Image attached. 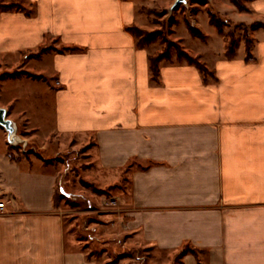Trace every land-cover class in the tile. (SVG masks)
<instances>
[{
    "label": "crops",
    "instance_id": "1",
    "mask_svg": "<svg viewBox=\"0 0 264 264\" xmlns=\"http://www.w3.org/2000/svg\"><path fill=\"white\" fill-rule=\"evenodd\" d=\"M2 1L25 10L0 12V74L40 79L0 78V108L36 144L11 150L0 124V264H264V32L251 62L242 41L235 57L224 45L205 61L216 82L166 60L157 82L151 48L127 31L141 21L137 1ZM85 147L87 182L118 202L87 225L99 233L90 241L67 224L62 171L43 158ZM187 246L198 259L181 255ZM111 250L123 258L107 261Z\"/></svg>",
    "mask_w": 264,
    "mask_h": 264
},
{
    "label": "rangeland",
    "instance_id": "2",
    "mask_svg": "<svg viewBox=\"0 0 264 264\" xmlns=\"http://www.w3.org/2000/svg\"><path fill=\"white\" fill-rule=\"evenodd\" d=\"M135 1L138 3V13L141 21L134 27L149 35H154L152 37L153 41L148 42L145 48H151L152 57L164 55L166 61L174 63L188 64L181 57V53H184L206 66L205 61L213 62L214 57L218 55L217 51L220 52L224 45L226 46V52L223 56L227 57L229 44L235 46V57L241 41L245 43L246 50L247 40H251L252 53L253 35L255 36L256 32H264V17L259 20V15H257V11H260L264 6L251 5L255 0H184L180 3H177L178 0ZM12 2L0 0V5H8ZM231 5H234L238 12L244 15L245 19L242 20L247 21V19H250L248 22L251 23L244 24L236 21L237 17L228 12ZM250 7L252 8L250 9ZM254 24L257 26H254ZM140 39L142 41L144 38L137 39L138 42ZM219 55L221 54L219 53ZM16 76L28 77V74L17 69H14L13 72L0 74L1 79L15 78ZM11 127L13 128L12 133L6 130L12 136L11 150H15L20 155H27L29 152L36 153V144L24 142L22 139L26 136L29 137L30 133L28 134L21 128H17L13 123H11ZM87 150V147L75 150L70 148L61 153L58 159H55L52 154H47L43 158L49 160V162L58 163L57 165L62 171L55 200L57 206L63 212L67 224L80 238L90 241L99 233L97 235V232L91 231L87 225L90 222L104 223L103 216L110 213L109 206L105 203L110 198L107 196L109 190H101L94 184L87 182L85 174L88 173L87 170L90 167L84 165V161L88 159L86 156ZM76 188L78 190L86 189L88 193L95 194V196L106 195L105 203L103 202L102 206L97 202L90 203L86 197L76 193ZM61 189L64 192H61ZM72 191L75 193H71ZM102 247L101 243H95L92 249L100 250ZM113 251L109 252V257L107 256L109 260L107 261L117 262L120 258H123V255L118 256ZM97 254L99 255L100 252H97ZM100 256L102 257V254ZM132 256H139L142 259L147 257L143 251L134 252ZM102 259L106 261L105 256ZM142 262L138 263L145 264V261Z\"/></svg>",
    "mask_w": 264,
    "mask_h": 264
},
{
    "label": "trees",
    "instance_id": "3",
    "mask_svg": "<svg viewBox=\"0 0 264 264\" xmlns=\"http://www.w3.org/2000/svg\"><path fill=\"white\" fill-rule=\"evenodd\" d=\"M14 9L21 10V11L25 10V9H23V6L21 4H18L16 2H12L8 5H0L1 11H10V10H14ZM254 26H257V25L254 24ZM218 28H220V27H218ZM127 31H129L136 39L144 38V39H142V41H141V39L139 40V43H138L139 48H145V45H147L148 42L153 41V38H152L154 36L153 34L149 35V34L145 33L144 31H142L138 28L131 27V28H128ZM68 50L74 51L77 49H68ZM234 51H235L234 44H229L228 48H227V57L233 58L235 55ZM246 54H247V57H246L247 62H251L254 60L253 55L251 53V40H247ZM181 57L184 58L188 62L189 65L196 67L200 71L201 75L203 76L205 84L209 83L210 81H213V82L217 81L216 77L214 76V73L210 72L204 64L200 63L196 59H193L192 57H190L189 55L184 54V53H181ZM165 58L166 57L164 55H162V56H158V57H151L149 59L150 60V68L149 69L151 70L152 78L154 81H157L159 78L160 68H158V67L160 65V62L165 60ZM28 77H32L34 79H40L39 77H35V76L29 75V74H28ZM61 192H62V189H61ZM183 249L184 250L182 251L181 255L186 254V252H190L195 257H197V259H198V252L196 250L189 248V246H187ZM178 260H179V258H177V262H178ZM199 264H202V263L199 261Z\"/></svg>",
    "mask_w": 264,
    "mask_h": 264
},
{
    "label": "water",
    "instance_id": "4",
    "mask_svg": "<svg viewBox=\"0 0 264 264\" xmlns=\"http://www.w3.org/2000/svg\"><path fill=\"white\" fill-rule=\"evenodd\" d=\"M184 0H178L177 3L183 2ZM11 121L9 119H7V112L5 109H1L0 108V124L2 125V127H5V129L9 132L12 133L13 132V128L11 127ZM62 192H64L62 190Z\"/></svg>",
    "mask_w": 264,
    "mask_h": 264
},
{
    "label": "built area",
    "instance_id": "5",
    "mask_svg": "<svg viewBox=\"0 0 264 264\" xmlns=\"http://www.w3.org/2000/svg\"><path fill=\"white\" fill-rule=\"evenodd\" d=\"M109 207H118V202L116 200H109L105 203ZM6 203L4 201H0V212H3L6 209Z\"/></svg>",
    "mask_w": 264,
    "mask_h": 264
}]
</instances>
